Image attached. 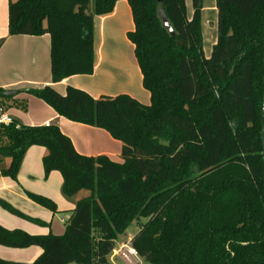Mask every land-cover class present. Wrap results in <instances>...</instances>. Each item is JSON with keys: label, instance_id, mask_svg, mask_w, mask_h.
<instances>
[{"label": "trees", "instance_id": "16d2710c", "mask_svg": "<svg viewBox=\"0 0 264 264\" xmlns=\"http://www.w3.org/2000/svg\"><path fill=\"white\" fill-rule=\"evenodd\" d=\"M120 0H18L9 6L10 36L51 39L53 83L95 70V17ZM135 29L128 39L150 93L93 98L68 87L25 92L71 122L106 130L122 142V162L79 154L58 125L0 133L3 174L17 178L27 151L47 149V175L60 172L63 193L83 189L62 236L30 235L0 225V245L39 247L33 263L113 264L120 236L140 224L131 247L144 264H264V0H216L218 41L203 53L202 0H127ZM175 30L171 37L159 15ZM57 212L48 198L29 194ZM146 220L142 222V220Z\"/></svg>", "mask_w": 264, "mask_h": 264}, {"label": "crops", "instance_id": "0c3cea01", "mask_svg": "<svg viewBox=\"0 0 264 264\" xmlns=\"http://www.w3.org/2000/svg\"><path fill=\"white\" fill-rule=\"evenodd\" d=\"M14 1L0 0V89L18 92L52 86L64 95L68 87H74L95 99L126 94L142 104H150L151 96L143 86L135 47L128 39V33L135 29V24L127 0L118 1L111 14L95 17L94 73L72 76L56 84L52 80L50 36L9 35V6ZM0 106L6 108L18 126H45L47 122L58 125L81 155H104L115 162H122V142L104 129L74 123L59 116L41 99L22 92L10 99L0 97ZM28 152L29 159L41 157L43 161L47 155V149L39 146L30 148Z\"/></svg>", "mask_w": 264, "mask_h": 264}, {"label": "rangeland", "instance_id": "374dc122", "mask_svg": "<svg viewBox=\"0 0 264 264\" xmlns=\"http://www.w3.org/2000/svg\"><path fill=\"white\" fill-rule=\"evenodd\" d=\"M185 2L187 18L190 20L194 13L192 0H185ZM202 4L203 53L205 58H209L218 41V11L216 0H202ZM27 153L16 179L3 174V170L10 167L11 159L0 160V225L9 230H22L30 235L51 233L62 236L77 203L90 197L92 192L89 189H83L75 196H66L62 189L61 173L55 171L47 175L42 158L29 159L30 154ZM18 193L23 197H20ZM28 193L50 199L57 207L56 217L55 212L30 198ZM145 221L142 220V222ZM139 230L140 224L134 222L126 234L119 237L116 249L110 257L113 264H144L143 259L131 252L133 250L131 240ZM56 231L58 234L55 233ZM41 252L39 247L14 248L0 245V258L6 261L33 263Z\"/></svg>", "mask_w": 264, "mask_h": 264}, {"label": "water", "instance_id": "95a60500", "mask_svg": "<svg viewBox=\"0 0 264 264\" xmlns=\"http://www.w3.org/2000/svg\"><path fill=\"white\" fill-rule=\"evenodd\" d=\"M159 3H162L163 0H158ZM161 20L163 22V26L168 30L169 34L171 37H175L176 33L175 30L173 29L171 23L167 19L165 13L161 10L159 13ZM261 138H262V156H263V161H264V99H263V107H262V131H261Z\"/></svg>", "mask_w": 264, "mask_h": 264}, {"label": "built area", "instance_id": "2783aa9c", "mask_svg": "<svg viewBox=\"0 0 264 264\" xmlns=\"http://www.w3.org/2000/svg\"><path fill=\"white\" fill-rule=\"evenodd\" d=\"M15 123L14 119L8 114L4 106H0V133L4 128L9 127ZM52 123L47 122L45 126L49 127ZM133 254H136L134 250H131ZM140 264V263H137Z\"/></svg>", "mask_w": 264, "mask_h": 264}]
</instances>
